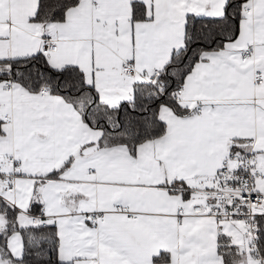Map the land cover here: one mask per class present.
<instances>
[{
    "label": "snow or ice",
    "instance_id": "obj_1",
    "mask_svg": "<svg viewBox=\"0 0 264 264\" xmlns=\"http://www.w3.org/2000/svg\"><path fill=\"white\" fill-rule=\"evenodd\" d=\"M0 264H264V0H0Z\"/></svg>",
    "mask_w": 264,
    "mask_h": 264
}]
</instances>
